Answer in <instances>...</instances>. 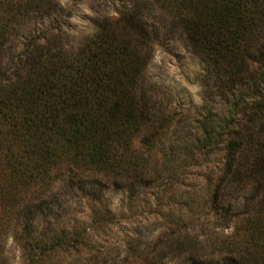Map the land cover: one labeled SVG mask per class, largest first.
Returning a JSON list of instances; mask_svg holds the SVG:
<instances>
[{
    "label": "trees",
    "instance_id": "1",
    "mask_svg": "<svg viewBox=\"0 0 264 264\" xmlns=\"http://www.w3.org/2000/svg\"><path fill=\"white\" fill-rule=\"evenodd\" d=\"M102 1L114 6L123 26L103 20L95 38L75 45L56 23V0H0V186L16 198L0 200L5 215L23 222L26 264H41L51 252L79 253L88 234L57 231L46 249L34 226L53 202L26 200L23 191L47 188L53 177L96 200L103 177L144 167L156 149L153 125L134 143L145 123L134 113L126 79L158 28L138 18L145 0L127 6ZM154 1L178 16L176 31L207 61L201 126L192 141L210 153L224 152L211 212L232 230L230 254L243 248L245 260L264 264V0ZM45 19L51 23L44 25ZM250 178L263 191L240 211L231 202L225 208L227 185L236 188ZM254 205L259 210L252 211ZM234 257L227 264H242Z\"/></svg>",
    "mask_w": 264,
    "mask_h": 264
},
{
    "label": "rangeland",
    "instance_id": "2",
    "mask_svg": "<svg viewBox=\"0 0 264 264\" xmlns=\"http://www.w3.org/2000/svg\"><path fill=\"white\" fill-rule=\"evenodd\" d=\"M135 1L119 3L127 6ZM145 1L138 18L158 28V33L154 42L140 47L142 60L130 70L126 81L134 113L145 123L134 143L143 140L153 125L157 142L153 158L144 167L103 177L96 200L71 189L69 181L53 177L47 188L23 191L26 200L53 202L52 210L38 216L34 226L38 242L46 249L57 231L85 230L88 234L79 253L51 252L41 264H148L150 259L157 264H227L235 255L238 263L259 264L253 258L245 260L243 248L230 254L234 249L227 238L232 230L219 226L211 212L214 179L225 157L222 147L210 153L192 141L201 126L207 61L195 55L186 37L176 31L180 28L178 16L165 11L160 2ZM56 2L61 7L56 23L62 24L75 45L95 38L103 20L121 27L124 24L114 6L112 9L102 0ZM143 97L148 105L142 102ZM54 171L51 168L49 176ZM76 184L78 187L80 180ZM259 186L252 178L236 188L227 185L225 208L231 202L240 211ZM3 190L1 185L0 199L5 195ZM14 195L5 196L12 200ZM4 202L0 200V264H26L23 222L4 214Z\"/></svg>",
    "mask_w": 264,
    "mask_h": 264
}]
</instances>
